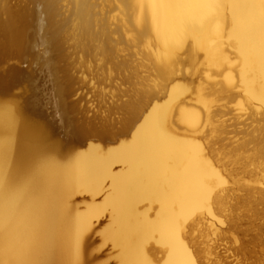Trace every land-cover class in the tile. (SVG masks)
<instances>
[{
  "label": "bare ground",
  "instance_id": "6f19581e",
  "mask_svg": "<svg viewBox=\"0 0 264 264\" xmlns=\"http://www.w3.org/2000/svg\"><path fill=\"white\" fill-rule=\"evenodd\" d=\"M34 1L42 40L61 59L56 0ZM109 1L155 83L122 106L119 128L98 127L76 119L71 78L48 59L62 138L33 97H0V264H89L88 235L102 224L118 264H212L224 224L239 253L251 252L264 223L250 238L251 222L235 213L264 221V139L232 145L224 116L233 109L264 127V0ZM76 5L87 33L86 0ZM0 15V58L27 55L33 13L0 0ZM29 79L0 71V96Z\"/></svg>",
  "mask_w": 264,
  "mask_h": 264
},
{
  "label": "rangeland",
  "instance_id": "374dc122",
  "mask_svg": "<svg viewBox=\"0 0 264 264\" xmlns=\"http://www.w3.org/2000/svg\"><path fill=\"white\" fill-rule=\"evenodd\" d=\"M10 7L23 9L33 13L30 18L28 34V54L24 56L6 55L0 58V71L9 67H17L30 73V79L15 84L8 96L1 95V99L13 98L16 102L23 96L33 97L43 121L50 123L56 137L62 138L68 128L62 125L60 113L57 107L56 79L51 75L45 65L48 59L61 69H66L71 78V96L69 102H74L77 108L78 117H83L95 126L111 125L114 128L120 127L125 117L122 106L130 102L140 87H152L155 83L153 69L144 58L140 48L134 47L120 28L119 22L114 19L116 11H111L112 2L109 0H86L90 11L92 26L87 33L80 31L78 27L76 0H56L55 21L61 25V59H58L56 52L48 51L42 40L43 30L39 20V4L34 0H7ZM5 18L0 15V19ZM4 96V97H3ZM237 111H231L224 116L227 136L236 143L248 138L264 139L263 124L252 123L256 127H249V120L246 117H238ZM245 122V123H244ZM252 131V132H251ZM251 134H248V133ZM226 140L225 143H232ZM249 151H252L254 144L251 143ZM239 165H230V168H239ZM246 176L250 173L253 165H247ZM263 175L264 172H260ZM248 182L249 179L247 178ZM252 183V182H250ZM261 186V184H259ZM236 195H244V192L237 191ZM81 200L78 199L77 203ZM79 207L84 208L83 204ZM262 210V205L257 206ZM240 215L251 225L244 224L243 227L250 229L246 234L253 238L254 231L262 226L264 221L242 207L235 213ZM105 218V217H104ZM243 225V224H242ZM91 232L88 236L90 245L85 254L89 264H118L116 253L110 244L101 240L100 230ZM219 236L211 241L213 255L212 264H264V233L258 235L256 244L250 246L251 252L239 253L242 242L233 241L230 232H227V225L224 224ZM242 236V235H241ZM247 237V238H249Z\"/></svg>",
  "mask_w": 264,
  "mask_h": 264
},
{
  "label": "water",
  "instance_id": "95a60500",
  "mask_svg": "<svg viewBox=\"0 0 264 264\" xmlns=\"http://www.w3.org/2000/svg\"><path fill=\"white\" fill-rule=\"evenodd\" d=\"M15 68H17V67H15ZM18 69H19V68H18ZM19 70H21V71H23V72H24V70H22V69H19ZM76 119H78V120H79L80 118L76 116ZM83 119H84V118H83ZM84 120H86V119H84ZM80 121H83V120H82V119H80ZM86 121H87V120H86ZM87 122H88V121H87ZM88 123H89V122H88ZM90 123H91V122H90ZM92 124H93V123H92Z\"/></svg>",
  "mask_w": 264,
  "mask_h": 264
}]
</instances>
